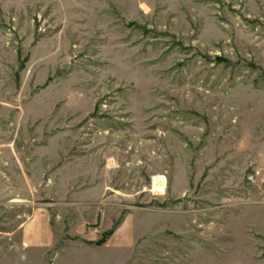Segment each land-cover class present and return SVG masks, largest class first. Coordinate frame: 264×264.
I'll use <instances>...</instances> for the list:
<instances>
[{"label": "rangeland", "instance_id": "374dc122", "mask_svg": "<svg viewBox=\"0 0 264 264\" xmlns=\"http://www.w3.org/2000/svg\"><path fill=\"white\" fill-rule=\"evenodd\" d=\"M0 264H264V0H0Z\"/></svg>", "mask_w": 264, "mask_h": 264}, {"label": "bare ground", "instance_id": "6f19581e", "mask_svg": "<svg viewBox=\"0 0 264 264\" xmlns=\"http://www.w3.org/2000/svg\"><path fill=\"white\" fill-rule=\"evenodd\" d=\"M165 177H154L153 179V190H158L159 192L163 193L165 191V184H164Z\"/></svg>", "mask_w": 264, "mask_h": 264}]
</instances>
